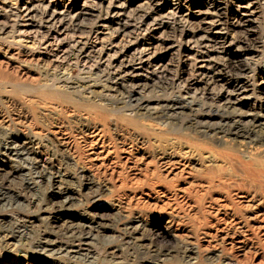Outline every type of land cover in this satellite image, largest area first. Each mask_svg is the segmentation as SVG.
Listing matches in <instances>:
<instances>
[{
  "label": "bare ground",
  "instance_id": "1",
  "mask_svg": "<svg viewBox=\"0 0 264 264\" xmlns=\"http://www.w3.org/2000/svg\"><path fill=\"white\" fill-rule=\"evenodd\" d=\"M204 1L205 3L198 0H144L137 6H132V0H110L109 5L97 13L86 10L72 13L70 4L62 2L60 10L53 6L51 9L45 7L39 11V26L51 27L58 23L72 30H80L85 25L82 19L78 21L79 15L104 18L112 16L110 21L116 20L114 30L125 34H129L127 30L131 22H135L136 28L143 27L146 30L148 24L153 23L160 33L178 37L181 42L191 43L196 48L220 51V54H201L205 69H199L195 79L191 80L176 73L180 83L176 86V97L157 101L155 105H150V101L140 95L141 89L152 85L165 94L175 85V81L170 78L168 65L157 62L151 55L143 59L144 49L138 46L121 53L117 60L105 61L106 70L115 72L112 75L106 73L105 80L109 82V87L120 90L129 97L128 101H115L113 106L106 107L80 95L78 88H86L79 83L80 80H71L72 90L67 91L38 82L21 86L19 83L11 85V93L0 97V175H5L0 180V196L3 195L1 190L7 176L15 171V167L26 169L31 176L34 174L31 178L39 185L45 183L51 188L54 177H59L61 182L75 185L70 179L63 178L60 172L52 173L48 165L41 164L33 157L35 151L29 144L35 139L37 144L49 150V159H59L65 166H75L71 176L78 184H82L84 180L87 184L94 182L85 175L84 172L87 171L98 179L101 177L105 182H118L120 192L116 193L115 189L116 194L113 196L119 202L125 198L128 203L133 197L136 200L137 196V200H141L142 204L147 201L142 195L147 198L151 193L157 194L152 204L163 212L166 227L175 225L179 228L180 235L185 237L183 244L175 249L182 257H189L196 252L195 248L200 246V241L217 249L219 253H212L211 257L222 260L225 264H232L233 258L246 255L252 250L264 253V165L254 162L255 160H239V175H235V178L216 175L211 165L213 166L222 154H207L205 159H202L203 156L197 151L198 146L187 145L184 150H177L172 146L161 145L152 136H148L147 128L138 121L143 116L159 118L162 123L176 121L183 115V109L194 102L197 107L189 108L190 114L186 117L187 125L184 128L190 129L200 139L221 143L227 138L235 147L241 141L264 146V105H249L244 110L236 102L237 98L232 99V93L247 88L245 79L248 74H251L253 80L264 79V71H259L256 77L257 73L250 66L252 60L240 56L243 52L248 56V49L257 44L263 46L264 43L253 38V21L248 18L249 15L245 18L234 15L233 20L228 23L226 7L222 3L215 0ZM3 3L12 4L11 0H4ZM27 3L28 0H24V4ZM86 3L95 5L93 0H83L82 6ZM36 6L26 5V13L19 14L18 17L24 18L31 13L33 15V12L37 11ZM231 29L234 34L229 36L228 31ZM161 47L165 52L171 50L168 45ZM68 53L75 58L85 55L86 59L92 58L95 62L101 58L100 55L94 56L90 50L85 52L83 47L75 44L70 46ZM177 53L179 55V52ZM195 55L193 58L198 57ZM133 60H139L138 64L143 68L140 70H151V75L143 77L145 81L150 78L151 84L147 81L141 82L142 79L136 76L140 71L136 73L135 70L122 68ZM182 64L183 67L191 66L187 60H183ZM228 79L234 82L232 86ZM183 87L187 88L185 93L180 92ZM199 88L201 95L196 93ZM134 93L139 95L132 96ZM221 94H224L223 102L213 104L211 101H215L213 99ZM206 98L210 101L207 102ZM213 105L217 114L210 112ZM212 117L217 119L213 121ZM44 141L48 142L51 148H47V145L43 144ZM9 162L17 163V166L5 171L4 165ZM78 165L81 170H78ZM197 167H200L199 173L195 172ZM171 173H174L173 176L183 177V186L174 182L176 177H170ZM28 182L30 183V180ZM111 185L114 186L113 183ZM57 188L53 190L54 198L45 194L43 198H39L37 210L62 211L69 206L70 187ZM127 188L131 190L130 193H127ZM140 202H137L138 207ZM32 214V211L25 210L0 215L2 248L10 251L16 246L12 240L24 231V222H29L32 217L29 215ZM38 216L35 215L43 228L38 230L35 247L47 251L57 246L56 250L59 252L68 255L69 251L73 250L77 254H84V261L88 260L86 257L91 253V241L96 238L90 231L91 226L86 225H90L92 220L86 221L88 218L83 214L69 215L63 218L61 227L55 230L48 224H54L58 217ZM117 219L124 225L122 239L126 240H120L116 244L113 243L116 239L108 241L105 245L113 248L111 254H108L111 256L106 257L105 250L98 252L97 258H90V264L96 263L95 260L103 253L101 263L113 261L116 251L124 249L123 245L129 250L138 247L135 241L130 240L132 232L127 226L132 220L137 225L141 224L143 219L140 215L130 216L121 212ZM188 220L190 225L186 228L184 224L188 223ZM152 224L160 226L159 223ZM96 225L101 226L98 223ZM20 228H23V231ZM49 236H54L55 239ZM150 251L152 254L148 256L140 255V262L157 264L170 254L169 247L153 246ZM221 255L225 257L222 258Z\"/></svg>",
  "mask_w": 264,
  "mask_h": 264
},
{
  "label": "rangeland",
  "instance_id": "2",
  "mask_svg": "<svg viewBox=\"0 0 264 264\" xmlns=\"http://www.w3.org/2000/svg\"><path fill=\"white\" fill-rule=\"evenodd\" d=\"M93 1H95V5L90 3L88 5V3H86V5L82 6L83 0H28L27 4H24V0H11L12 4H5L3 3L4 0H0V97L5 93L9 95V93H11V85H17L18 83L20 84L19 86L30 83L37 84V82L38 84L47 83L50 87L52 86L67 91L72 90L70 87L71 80H80L79 83L85 85L86 88H78L80 91L79 94L89 97L101 105L109 107L113 106L117 100L120 102L123 100L128 101L127 99L129 97L122 94L120 90L109 87V82L105 80L106 73L112 75L115 74V72L106 70L105 61L107 59H110V61L117 60L121 53H125L128 49L131 51L134 47L138 46L144 49L142 53V55H144L143 59H145L147 55H151L156 58L157 62L160 61L168 65L171 71H169L170 78L172 77L175 81V85L168 89L165 94L162 90H157L155 87L153 88L152 85L141 89L140 95L148 99L151 103L150 105H155L157 101H164L169 97H176L178 91L176 86L180 84L178 83L176 73L191 80L195 79L198 77L196 72L199 69H205L204 61L201 59L200 55L205 54L204 52H219L217 56L220 54V51H213L211 48H196L191 43L181 42L178 37L167 36L166 34L160 33L157 26L153 23H149L148 29L146 30L143 29V27L136 28L134 25L135 22H131V26L128 27L129 29L127 30L129 34H125L122 31H115L114 27L116 23L114 21L116 20L110 21L112 16L104 18L103 16L88 17V15H79L78 21L82 19L81 21L85 23L84 27L80 30H72L60 26L58 23L51 27L39 26L41 17L39 11L43 10L45 7L51 9L53 6H56V8L60 10L63 6L62 2H68L72 13L76 11L84 12V10L97 13L99 10L108 6L110 0ZM132 1V6H137L141 2H144V0ZM189 1L190 0H188V2ZM192 1L194 2L196 0ZM215 1H219L226 7V22L228 23L233 20L234 15L244 16L243 18L249 15L250 17L248 18L253 21V38H255L256 41L261 40V42L264 43V0ZM161 2H163V0H161ZM198 2L205 3L204 0H198ZM32 4L37 5V11L33 12V15L31 13L28 16H24V18L18 17L19 14L26 13V5L30 7ZM83 7L85 9H83ZM161 9L163 10V8ZM231 30L228 31L230 34L229 36L234 34V30ZM73 44L79 45L81 48L83 47L85 52L90 50L94 56L100 55L101 58L98 62H95V60L92 61V58L86 59L85 55H80L75 58L68 53V49ZM162 45L171 46V50L165 52L161 47ZM262 45L263 46L257 44L248 49V56L244 55V52L240 54V56H245L248 57L247 59L252 60L250 66L255 73H257L256 77H258L259 71H264V44ZM177 52H179V55H177ZM194 55L198 57L193 58ZM183 60L190 62L191 66L183 67ZM138 61L139 60H133L122 68L135 70L136 73L140 71L136 76L141 78V82H143L145 81L143 77L151 75V70H145L146 72L140 70L143 68L138 64ZM146 81L148 84L152 83L150 78ZM228 82H230L231 86L234 84L232 80L228 79ZM245 84L247 86L245 90L232 93V99L237 98L236 102L241 106V109L246 110L247 106H258L259 103L264 105V79L262 81L259 78L253 80L251 74H248V78L245 79ZM185 89L187 88H180V92L185 93ZM199 91L200 88L196 92L197 95H201ZM137 95L139 94L134 93L132 96ZM223 98L224 94H221L219 97L213 99L215 101L211 102L215 105L221 104ZM205 100L207 102L210 101L207 98ZM181 103L184 104V102ZM215 105L211 107L212 109L210 112L212 114H217ZM191 107L195 108L197 104L194 102L190 103L188 108L183 109V115L180 119L176 121L172 120L167 123H162L159 118L148 116L140 117L138 121L147 128L146 131L149 133L148 136H152L153 139L161 145L167 147L172 146L177 148V150H184L187 145L198 146L199 148L197 151L203 156L202 159L207 154H222L221 157L217 158V162L215 161L214 165H211L216 175H229L232 179L235 178V175H239V162H237L239 160H255L254 162H260L264 165L263 145L260 146L259 144L241 141V143H237L235 147V145L232 146L230 144L227 138H224L221 143L210 142L209 139L204 141V139L197 137L190 129H185L184 127L187 125L185 120L190 114L189 108ZM125 112L127 114L129 113V111ZM216 119L217 117H212L211 120L214 121ZM49 137L52 138L51 136ZM45 142L46 141H44L43 144H46L47 148H51L48 142ZM29 145L32 146V149L35 151L33 157L41 164L48 165L52 173L60 172L63 174V178L70 179L75 185L61 182L59 181V177H54L55 180L51 183L52 187L49 188L45 183H40L39 185L35 180H32L31 177H34V174L31 176L32 174L28 173L26 169L20 170L18 167H15L17 163L9 162L4 165L5 171H10L13 167L16 169H14L15 171L11 173V175L9 174L7 176L8 178L4 184L5 188L3 187L1 190L4 196H0V215H9L12 211L24 212L25 210L32 211L33 214L29 215L32 216L29 222H24V231L23 228H20V230L23 231L20 236H15L13 238L12 241L16 244V246H14L15 249L13 248L9 251L2 248V241L0 240V264H90L89 260H94L97 256L96 253L103 252L104 250L106 257H110L111 255L108 254H111L113 248L107 247L108 245H105V243L112 240L114 241L115 239L116 240L113 242L115 244L120 240H126V238L122 239V237H124L122 231L124 225L117 219L120 212L130 216L140 215V218L143 219L141 224L137 225V223L132 222V220L130 225L128 224L127 226L128 230L132 232L130 236L132 238H130V240L135 241L138 247L129 250L123 245L124 249H122V251H116L117 253L113 261L101 263V259L104 256L103 253L102 256H99V258L95 260L96 263L91 264H147V262L144 261L140 262L139 259L141 256L152 254L150 250H152L153 246L170 248V254H168L164 260L157 262V264H225L222 260L218 261L211 257L212 253L218 254L219 252L217 249L207 246L204 241L199 242L200 246H196V252L192 253L189 257H182L179 252L175 251L176 248L183 244L182 242L185 237L180 235L181 232L175 225L166 227L167 224L165 223L163 212L161 213V210H158V208L152 204V201L154 202L156 200L157 194L151 193L147 198L146 195H142L144 200H147L142 202V204L140 202L141 200L138 201L137 199L139 198L136 196L137 202H140V204H138L140 207L137 206V202L134 200L135 197H133L134 199L131 198L128 203L125 198L119 202L113 196L117 192H120L118 182H105L101 177L98 179L96 176L88 174L89 172L86 171L84 172L85 175L92 178L94 182H92L91 185L87 184L84 180L82 184H78L71 176V172L74 170L75 166H65L59 159H49V150L37 144V140L35 139H33L32 143ZM224 152L225 155H223ZM80 167L81 166L78 165V170H81ZM195 170V172L199 173L200 167H197ZM173 174L174 173H171L170 177H176L173 176ZM3 176L5 175H0V180ZM174 180V182H179L178 184L183 186V177H176ZM110 183H113L115 187ZM27 185L28 188H26ZM59 186L62 188L70 187L68 189L70 190L68 193L71 196L68 203L70 207L68 206L62 211L53 212L50 209L37 210V203L40 202L39 200L43 198V195H52L54 198L55 195L53 190L58 189L57 187ZM115 189H117V191H115L116 193L114 192ZM130 191L131 190L127 188V193H130ZM26 202H28V204ZM134 202H136V205ZM73 214H83L88 218L86 221L92 220L90 225H86L91 226L90 231L93 235H96V238L91 241L92 246H90L89 249L91 253L86 257L88 260L84 261V254H77L75 251L73 252V250H70L68 255L59 252L56 250L57 246H51L53 248L47 251H42L39 250L38 247H35L36 244L34 241H36L38 237V230L43 228L41 222H39V219L35 217V215H39L38 217H58V220L56 219L54 224H48L51 229L58 230L61 227L63 218ZM84 220L85 219H83V221ZM97 223L101 224V226L96 225ZM152 223H159L160 226L158 227ZM184 225H186L187 228V225H190V220ZM49 238L55 239L54 236H49ZM84 251H82V253H84ZM248 253L233 258L231 261L232 264H241L242 262H245V264H264V253L261 251L254 252L253 250ZM224 257L225 256H222V258Z\"/></svg>",
  "mask_w": 264,
  "mask_h": 264
}]
</instances>
